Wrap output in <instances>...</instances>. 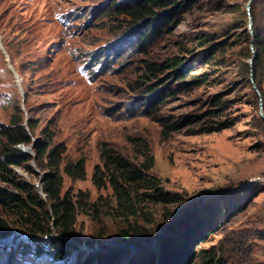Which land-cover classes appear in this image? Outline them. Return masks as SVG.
<instances>
[{"label":"rangeland","instance_id":"1","mask_svg":"<svg viewBox=\"0 0 264 264\" xmlns=\"http://www.w3.org/2000/svg\"><path fill=\"white\" fill-rule=\"evenodd\" d=\"M135 1L0 0V122L9 123L18 106L24 124L27 118L36 123L34 140L47 128L52 144L65 146L61 168L85 159V178L62 172V196L113 200L108 185L98 189L91 179L95 165L103 164L100 147L139 164L138 150L146 144L153 156L149 173L180 202L149 204L147 214L132 218L149 232L137 243L118 238L126 230L120 218L88 208L77 214L71 237L52 229L30 234L15 216L0 213L9 224L0 238V264H85L91 258L96 264L109 256L116 264L152 256L158 264L162 243L196 218L209 222L203 232L208 226L215 231L202 242L189 240L194 254L186 264H203L207 256L218 264H264V120L247 68L254 52L248 0H193L176 14L167 8L172 19L155 22L144 38L141 25L133 28L120 12ZM257 14L264 21V10ZM172 58L189 63L180 89L170 68L156 76L148 70V63ZM148 84L170 93L147 105ZM18 147L30 159L10 168L42 195L37 186L46 170L37 166L31 144ZM0 187L15 191L1 181ZM61 250L66 257L60 259L55 253Z\"/></svg>","mask_w":264,"mask_h":264},{"label":"trees","instance_id":"2","mask_svg":"<svg viewBox=\"0 0 264 264\" xmlns=\"http://www.w3.org/2000/svg\"><path fill=\"white\" fill-rule=\"evenodd\" d=\"M192 1L136 0L132 5L122 8L120 12L130 18L133 28L141 25L144 38L154 29L155 22L166 24L172 19L173 14L167 15L165 9L170 8L176 14L180 9L191 5ZM260 1H263L262 7L259 6ZM259 9L264 10V0H253L250 3L249 14L252 19L250 27L253 32L250 43L254 54L247 68L251 81L260 94L264 112V21L259 19V14H257ZM159 10H163V12L160 13ZM188 66L186 58H172L165 64L148 63V70L152 76H156V73L162 69L170 68L168 75L178 81L177 86L180 89L187 84L185 77L188 74ZM190 82H196V80L192 79ZM157 87H152L150 84L144 85V91L148 94L152 93L147 105L161 102L162 97L166 93H170L169 89L165 88L155 91ZM14 108L15 113L11 115L9 123L0 122V181L15 189L13 192L0 187V213L5 216H15L16 223L23 226L30 234L43 236L52 229L59 234L71 237L77 221V214L88 208L96 216L106 214L120 218L123 225L126 226V230L119 231L118 238L123 242L137 243L146 239L149 232L141 228L137 221L131 223L132 218L147 214L144 210L149 204L167 205L180 202V195L165 191L159 178L149 173L153 166V156L146 144H143V149L138 150L142 157V162L139 164L131 163L105 144L100 147L103 164L102 166L95 165L91 179L98 189L108 185L112 190L113 200L103 201L102 198H99L91 203L88 200L89 197L84 194L79 197L68 194L62 196V172L71 179L85 178V159L81 157L74 161H65L61 168L65 146L52 144L54 133L47 128L40 131L42 138L34 140L35 121L27 118L24 124L20 108L18 106ZM222 127L220 126V128ZM201 131L203 133L211 130L203 129ZM30 144L37 166L46 170L41 175L42 195L33 191V186L30 183L18 180L10 168L12 165H22L30 159L29 155L18 147ZM212 212L213 210H209V214ZM204 223L209 225L207 219L196 218L187 223L179 234L177 233V236L172 237L169 242H163L158 252L157 263L186 264L188 257L192 258L194 254V252L189 253L187 249L189 240L193 244L197 241L202 242L206 233L215 231L213 227L208 226L203 232L201 228ZM8 227L9 224L0 218V238L7 235ZM42 250L40 245H36L33 252L39 254ZM55 256L61 259L66 257V254L61 250L56 251ZM113 258L115 256L98 259L96 264H116ZM152 259V256H147L143 261L133 264H152ZM92 263L93 259L91 258L85 264ZM203 264H218V260L207 256V261Z\"/></svg>","mask_w":264,"mask_h":264},{"label":"water","instance_id":"3","mask_svg":"<svg viewBox=\"0 0 264 264\" xmlns=\"http://www.w3.org/2000/svg\"><path fill=\"white\" fill-rule=\"evenodd\" d=\"M252 1H253V0H248V1H247V3H246V7H247V8H249V5H250V3H251ZM249 25H250V22H249ZM253 54H254V52H252L251 58H252ZM251 58H250L249 61H248L249 63H251ZM252 86H253L254 91H255L257 94H259V93H258V90H257V88H256V86H255V84H254L253 82H252ZM258 114H259L260 118H261L262 120H264V112H263V109H262V100H261V97H259ZM33 141H34V140H33ZM37 188H38V190L40 191V194H42V193H41V177H40V179H39V185L37 186Z\"/></svg>","mask_w":264,"mask_h":264}]
</instances>
